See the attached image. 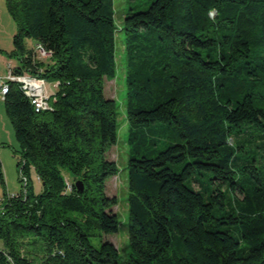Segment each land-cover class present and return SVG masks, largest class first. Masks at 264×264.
Segmentation results:
<instances>
[{
    "label": "trees",
    "instance_id": "trees-1",
    "mask_svg": "<svg viewBox=\"0 0 264 264\" xmlns=\"http://www.w3.org/2000/svg\"><path fill=\"white\" fill-rule=\"evenodd\" d=\"M5 3L14 68L57 88L41 111L17 82L4 96L27 183L8 193L0 158V264L121 263L111 239L90 240L120 223L106 191L119 172L107 157L119 103L105 94L118 30L130 123L126 264H264V0H152L120 27L114 0ZM37 44L51 56L37 59Z\"/></svg>",
    "mask_w": 264,
    "mask_h": 264
},
{
    "label": "rangeland",
    "instance_id": "rangeland-1",
    "mask_svg": "<svg viewBox=\"0 0 264 264\" xmlns=\"http://www.w3.org/2000/svg\"><path fill=\"white\" fill-rule=\"evenodd\" d=\"M152 0H114L115 16L119 27L123 23L124 16L133 7L135 10L144 9ZM6 18V19H5ZM8 20V21H7ZM4 29L9 30L12 28L11 34V46L10 49L2 48L0 54H4L7 59L5 60L0 56V85L5 80L7 75V61L16 62V57H8L7 52L14 48L13 35L16 31V24L9 13H6V17L1 19ZM125 32L123 30L117 31V73L112 79H105V94L108 97H113L119 103V132L117 142L111 145L107 150V157L115 159L119 172L107 178L106 191L110 195H116L118 197V204L113 206L119 214V226L118 230L113 233H104L102 230H97L90 236L91 242L100 246L102 239H111L118 246L121 254V263L126 264V259L132 251V245L129 240L128 234V218H129V205L128 196L130 193L128 183V159H129V143L128 137L130 132V123L126 115L127 111V99H128V85H127V51ZM26 44L30 47L33 46L34 41L30 38L26 39ZM9 59V60H8ZM45 88L48 95L54 94L56 91V85L54 82L46 81ZM164 144L160 143V147ZM19 143L16 137L15 129L7 114L4 95L0 91V158L3 162L5 179H6V191L7 189L11 194L19 193L24 186V181L21 180L20 167L18 166V152ZM31 179L36 192L42 189V184L38 179L35 170H32ZM200 182L206 186H214L208 180L207 176H200ZM198 188L199 185L195 183ZM4 187L0 185V193H4ZM0 247H3V242L0 240Z\"/></svg>",
    "mask_w": 264,
    "mask_h": 264
},
{
    "label": "built area",
    "instance_id": "built-area-1",
    "mask_svg": "<svg viewBox=\"0 0 264 264\" xmlns=\"http://www.w3.org/2000/svg\"><path fill=\"white\" fill-rule=\"evenodd\" d=\"M35 49V57L37 59H44L51 56V52L42 44H37ZM11 82H17L20 84L24 92L29 96L36 111L51 107V95L47 94L45 88L46 81L43 78L27 73H20L11 64H8L7 75L0 85V91L4 96L9 91ZM23 179L24 184H26L27 178L23 177ZM5 200L6 197L3 194L0 195V212L3 211Z\"/></svg>",
    "mask_w": 264,
    "mask_h": 264
},
{
    "label": "crops",
    "instance_id": "crops-1",
    "mask_svg": "<svg viewBox=\"0 0 264 264\" xmlns=\"http://www.w3.org/2000/svg\"><path fill=\"white\" fill-rule=\"evenodd\" d=\"M6 13H9L5 0H0V50L2 48L4 49H10L12 47L11 46V34H12V28L9 30L4 29L3 25H2V17H6ZM6 19V18H5ZM8 21V20H7ZM34 45V44H33ZM0 56L2 58H4L5 60L7 59V57L4 54H0ZM9 60V59H8ZM8 64H11L13 67L18 65V62H14L12 63V61H7V71H8ZM16 69V68H15ZM54 84L56 85V82H54ZM57 88V87H56ZM55 93V92H54ZM7 192L10 193V191L7 189ZM3 193H0V195H2Z\"/></svg>",
    "mask_w": 264,
    "mask_h": 264
},
{
    "label": "water",
    "instance_id": "water-1",
    "mask_svg": "<svg viewBox=\"0 0 264 264\" xmlns=\"http://www.w3.org/2000/svg\"><path fill=\"white\" fill-rule=\"evenodd\" d=\"M76 184H77V187H78L81 191H83V189H84V184H83V182H82L81 180H78V181L76 182Z\"/></svg>",
    "mask_w": 264,
    "mask_h": 264
}]
</instances>
